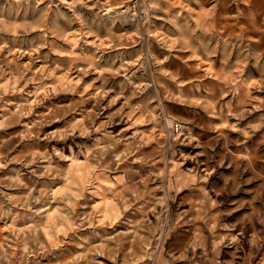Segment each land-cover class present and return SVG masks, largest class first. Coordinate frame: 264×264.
I'll return each instance as SVG.
<instances>
[{
  "label": "rangeland",
  "instance_id": "rangeland-1",
  "mask_svg": "<svg viewBox=\"0 0 264 264\" xmlns=\"http://www.w3.org/2000/svg\"><path fill=\"white\" fill-rule=\"evenodd\" d=\"M149 5L0 0V264H264V56H195ZM216 60L259 83L212 133L169 80Z\"/></svg>",
  "mask_w": 264,
  "mask_h": 264
},
{
  "label": "crops",
  "instance_id": "crops-1",
  "mask_svg": "<svg viewBox=\"0 0 264 264\" xmlns=\"http://www.w3.org/2000/svg\"><path fill=\"white\" fill-rule=\"evenodd\" d=\"M153 4L149 6L169 12L173 40L203 42V52L195 56H264V0H155ZM226 48L230 52H222ZM224 61H204L206 76L200 81L176 84L169 80V101L178 98L182 109L189 111L187 119L212 133L225 130L229 120L237 118L232 106L251 110L257 101L254 89L259 81L247 72L239 76L244 68ZM228 67L230 76L225 74Z\"/></svg>",
  "mask_w": 264,
  "mask_h": 264
},
{
  "label": "built area",
  "instance_id": "built-area-1",
  "mask_svg": "<svg viewBox=\"0 0 264 264\" xmlns=\"http://www.w3.org/2000/svg\"><path fill=\"white\" fill-rule=\"evenodd\" d=\"M182 128L181 122L178 120H172L169 124V130L172 135L178 133Z\"/></svg>",
  "mask_w": 264,
  "mask_h": 264
}]
</instances>
